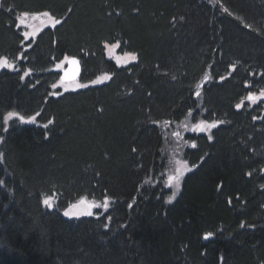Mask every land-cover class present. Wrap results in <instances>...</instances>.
I'll use <instances>...</instances> for the list:
<instances>
[{
	"label": "trees",
	"instance_id": "obj_1",
	"mask_svg": "<svg viewBox=\"0 0 264 264\" xmlns=\"http://www.w3.org/2000/svg\"><path fill=\"white\" fill-rule=\"evenodd\" d=\"M44 10L63 20L38 53L111 76L39 95L40 74L0 72V264H264V123L237 108L264 79V0H4L0 55L21 47L11 20ZM115 43L137 62H109ZM35 106V122L5 124ZM191 111L222 123L211 140L189 135L194 169L169 202V128ZM82 198L100 217L64 215Z\"/></svg>",
	"mask_w": 264,
	"mask_h": 264
},
{
	"label": "rangeland",
	"instance_id": "obj_2",
	"mask_svg": "<svg viewBox=\"0 0 264 264\" xmlns=\"http://www.w3.org/2000/svg\"><path fill=\"white\" fill-rule=\"evenodd\" d=\"M248 1L249 0H247V2ZM3 5H4V0H0V7ZM62 17H63V14L55 15L54 13H51L45 10L36 11V12L23 11L22 13L18 14V17L15 18L16 20H11V22L15 26V29L19 31L20 33L19 39H20L21 47H19L16 51H12L9 53H3L0 55V63H2L6 58L7 64L13 65L12 68L7 67L6 65L3 67H0V72L3 70H11L13 72L23 71V73H25L29 69H31V72H29L27 76L33 74V72L40 74V76H35V78L38 80L37 82H41L40 85H42V87L40 86L41 88L39 89V95L41 92L45 90L47 86H53L52 90L54 91V93L61 94L65 91L70 92V91L79 90L82 88V87H79V85L81 84H86V85L90 83L94 84L93 81H95V83H98V82L106 81L108 78H110L111 73L107 72L105 75H102V76H97L98 74L97 73L93 75L92 78L90 77V80H88V78L85 79L83 76L82 77L80 76L79 78L75 80L64 81L63 83H61V80H62L61 75H62L63 70L68 65L69 58L78 57V56L77 55H65V56L58 55L52 60H49V54L47 52V49L43 48V50H41L42 52L38 53L39 50H37L36 48H38L40 45L36 47V42H37L38 37L41 34L47 32L49 28H54L53 25L55 26L57 25L56 24L57 20L61 22L63 20ZM26 32L30 33L31 35L25 37L24 33ZM29 45H31V47H29ZM119 46H120L119 43L118 44L115 43L113 45H109V44L106 45V49H107L106 56H107V59H109V62H113L114 64L118 66L125 65L127 67L137 62L138 57L136 53L128 51V50H125V52H121V48H119ZM38 54H41L40 59H38ZM240 56L247 57L246 54H241ZM133 57H135V59ZM33 58H37V62H32L27 65L26 63H24L26 62V60L33 59ZM250 60L254 61L253 58ZM235 62L240 63L241 60H238ZM243 63L244 61L241 64ZM81 64L84 70L85 66L83 64V61H81ZM57 65H60V67H57ZM25 77L24 79H26ZM209 80H210V75L209 73H207L204 76L203 80L199 82L198 89L202 87L203 83H206ZM247 95L248 96L247 97L244 96L241 99V101L239 100L240 107L244 106L247 113L251 114V116L254 118L257 116L260 117L259 122L264 123V79L262 80L261 77H257L254 82V85L252 86L251 92ZM36 106H38V104ZM36 106L29 111L26 110L27 112L23 111V112L30 114L28 117L26 116L28 114H25L22 111H20L19 114L24 116L26 119H28L29 117L36 115V114H32L37 110ZM188 114L189 115H186V117L182 121H179L177 123L170 125L171 127L169 128L170 131H169V136L167 139L169 149H168L167 154H168V158L170 159L169 160L170 162L168 161L169 163H168V167L166 171L165 187L167 188V190L171 191V194H170L171 197L173 195V192H176V196L180 192L182 181L184 177L186 176V174L190 172L188 171V168H191L192 170L194 169L195 164L189 163L187 159L184 158V153H183V149L186 146L191 147L190 145L192 143L190 142L189 135L193 133L194 134L200 133V134L205 135L207 138L208 136L213 137L215 132L218 129V125L221 120L216 115H211V116L206 115L205 111H202V113L200 112L191 113L190 112ZM17 120L18 118L7 117V115L5 116V124L7 126H11V124ZM212 124H215L216 126L210 127V125ZM197 125H202V127L198 128ZM176 132H179L180 135L176 136L175 135ZM263 161L264 160H262V162ZM258 163H261V162H258ZM262 172L264 174V167H263ZM180 173H183V175L181 176L180 187L179 189H176L175 181L171 180L170 178L175 175H179ZM45 198H48V197H45ZM51 198H52L51 203L55 205L57 201L55 200L53 196ZM90 204L100 205L97 201H93L88 198H82L76 201L75 203H72L69 206H66L63 213L65 212V210H69L71 205H76L75 208H71V211L79 212L80 215L78 217H71V218L78 219L84 216H89L88 214L89 212L91 213V215H97V217H100L99 210L101 209L98 210V207L89 208Z\"/></svg>",
	"mask_w": 264,
	"mask_h": 264
},
{
	"label": "snow or ice",
	"instance_id": "obj_3",
	"mask_svg": "<svg viewBox=\"0 0 264 264\" xmlns=\"http://www.w3.org/2000/svg\"><path fill=\"white\" fill-rule=\"evenodd\" d=\"M225 11H227V9H225ZM45 15H47V14H45ZM60 23V21L59 20H57L56 21V24H59ZM53 27H55V25H53ZM24 35H25V37H27V36H29V35H31L30 33H24ZM29 47H31V45H29ZM22 55V54H21ZM134 59H135V57H133ZM67 59V58H66ZM72 63L73 64H75L76 63V61L75 60H73L72 61ZM7 66V67H9V68H12L13 67V65L12 64H7V61H6V58H5V60L2 62V63H0V67H3V66ZM57 67H60V65H57ZM235 67V65H233V68ZM29 72H31V69H29L27 72H25L24 73V76H21V79H24V77L25 76H27L28 74H29ZM69 78H71V79H74L75 78V73H72L71 75H69V73H65V77L61 80V83H63L64 82V79H69ZM221 79H223V77H221ZM93 83H95V81H93ZM88 85H86V84H81V85H79V87H87ZM54 87H55V85H54ZM67 90V89H66ZM199 95H200V93L199 92H196V96L197 97H199ZM240 107V105H237V108H239ZM39 115V113H36V115H34V116H31V117H29L28 119H26L24 116H22V115H20L19 113H15V112H8L7 113V117H14V118H18V120L21 122V123H31V122H35V120H36V116H38ZM53 123V120H48V122L46 123V124H44L43 125V127L44 128H48V126L49 125H51ZM216 125L215 124H212V125H210V127H215ZM197 127L199 128V127H202V125H197ZM5 131H7V129H5ZM175 135L176 136H179L180 135V133L179 132H176L175 133ZM208 139L209 140H211L212 139V137L211 136H208ZM191 147H193V148H195L196 147V144L193 142L192 144H191ZM192 169L191 168H188V171H191ZM183 175V173H180L179 175H175V176H173V177H171L170 179L171 180H173V181H175V188L176 189H179V187H180V180H181V176ZM249 175H251L250 173H249ZM3 181L2 180H0V186H2L3 185ZM175 196H176V192H173V195H172V197H170L169 198V202H172V200H174L175 199ZM51 197H48V198H45V199H43V204L44 205H46V206H48V207H54V205L51 203ZM101 205H96V204H90L89 205V208H92V207H100ZM76 207V205H71L70 206V209L69 210H65V212H64V215L65 216H68V217H78L79 215H80V213L79 212H74V211H71V208H75ZM102 207L104 208V209H107V207H108V203H107V198H105V202H104V204L102 205ZM89 215H91V213L89 212L88 213ZM110 219V218H109ZM244 225H243V223L241 224V227H243ZM105 227H107V225H105ZM213 235V233H206L205 234V239H207V238H209V237H211Z\"/></svg>",
	"mask_w": 264,
	"mask_h": 264
},
{
	"label": "water",
	"instance_id": "obj_4",
	"mask_svg": "<svg viewBox=\"0 0 264 264\" xmlns=\"http://www.w3.org/2000/svg\"><path fill=\"white\" fill-rule=\"evenodd\" d=\"M75 60L76 63L73 64L72 61ZM69 73V75H71L72 73H75V78L74 79H64V81H70V80H75L78 78V76L81 74L82 72V66H81V62L80 59L78 57H71L68 60V65L67 67L63 70L61 78L63 79L65 77V73Z\"/></svg>",
	"mask_w": 264,
	"mask_h": 264
},
{
	"label": "bare ground",
	"instance_id": "obj_5",
	"mask_svg": "<svg viewBox=\"0 0 264 264\" xmlns=\"http://www.w3.org/2000/svg\"><path fill=\"white\" fill-rule=\"evenodd\" d=\"M80 62H81V60H80ZM81 66H82V64H81ZM82 70H83V67H82ZM206 70H207V69H206ZM81 74H82V72H81ZM81 74L78 76V78L81 76ZM203 74H204V73H203ZM217 79H218V78H217ZM217 83H218V82H217ZM196 86H197V85H196ZM48 89H49V88H48ZM50 89H51V88H50ZM52 89H53V87H52ZM193 89H194V88H193ZM65 92H66V91H65ZM53 93H54V91H53ZM53 93H52V94H53ZM50 94H51V93H50ZM52 94H51V95H52ZM53 95H54V94H53ZM57 95H59V94H57ZM195 98H196V97H195ZM44 100H45V99H44ZM196 108H197V107H196ZM197 110H198V109H197ZM192 112H193V111H191V113H192ZM40 113H41V112H40ZM193 113H194V112H193ZM155 126H156V125H155ZM156 130H157V129H156ZM165 144H166V143H165ZM179 144H180V143H179ZM170 146H171V145H170ZM163 148H164V147H163ZM173 148H174V147H173ZM166 151H167V150H166ZM169 160H170V159H169ZM169 162H170V161H169ZM169 162H168V163H169ZM171 164H172V163H171ZM173 167H174V166H173ZM165 168H166V167H165ZM163 175H164V174H163ZM162 187H163V186H162Z\"/></svg>",
	"mask_w": 264,
	"mask_h": 264
}]
</instances>
